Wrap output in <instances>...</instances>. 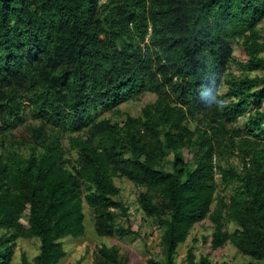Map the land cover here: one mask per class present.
Instances as JSON below:
<instances>
[{
    "label": "trees",
    "instance_id": "obj_1",
    "mask_svg": "<svg viewBox=\"0 0 264 264\" xmlns=\"http://www.w3.org/2000/svg\"><path fill=\"white\" fill-rule=\"evenodd\" d=\"M263 21L264 0H0V264L18 239L38 241L21 264H59L85 207L99 237L137 234L115 179L160 230L148 264H177L206 219L210 251L264 264ZM93 264L129 258L103 244ZM180 264L212 263L188 248Z\"/></svg>",
    "mask_w": 264,
    "mask_h": 264
},
{
    "label": "rangeland",
    "instance_id": "obj_2",
    "mask_svg": "<svg viewBox=\"0 0 264 264\" xmlns=\"http://www.w3.org/2000/svg\"><path fill=\"white\" fill-rule=\"evenodd\" d=\"M261 28L264 30V21L261 23ZM233 49V57L227 68V74L242 78L248 73H243L239 67V63L245 61L241 47L237 41L231 44ZM257 75L263 74V71H257ZM226 88L220 91L224 93ZM155 99L154 95L145 94L139 97L136 101L128 102L120 106L121 110L128 112L132 116H136L140 112V108L145 104L152 102ZM103 117H109V113H105ZM245 119L241 118L236 127L241 128ZM21 131H18V134ZM115 184L121 189V194L117 198L121 200L128 208L130 213V220L132 221V231L137 234L130 235L126 238L113 237H99L94 231L93 213L87 207L84 208L85 213V235L80 239L67 238L63 240V248L66 252V257L60 261L59 264H93L94 256L97 248L103 244L109 246H118L123 253L128 254L129 264H148L149 259H159V237L160 230L157 225L150 219H145L137 207V196L141 189L135 187L126 180L115 179ZM218 190L224 196H229L231 188H223L218 186ZM25 221V217L23 218ZM119 224L127 227V223L121 217L118 220ZM213 224L209 219L204 220L196 225L188 236L187 241L178 249L176 258L177 264L183 262L188 248L194 250V254L208 255L212 264H246L248 259L239 255L236 249L227 244L217 251H210L208 245L202 243L203 235H207L212 231ZM230 230L233 226L229 227ZM38 241L36 239H18L14 249L11 264H21V257L24 255L28 260H31L37 253Z\"/></svg>",
    "mask_w": 264,
    "mask_h": 264
}]
</instances>
